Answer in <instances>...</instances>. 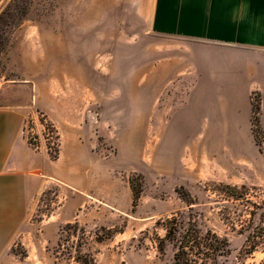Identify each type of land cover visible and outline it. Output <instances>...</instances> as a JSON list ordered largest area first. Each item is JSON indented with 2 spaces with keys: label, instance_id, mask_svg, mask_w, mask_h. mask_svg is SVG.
Returning a JSON list of instances; mask_svg holds the SVG:
<instances>
[{
  "label": "rangeland",
  "instance_id": "rangeland-1",
  "mask_svg": "<svg viewBox=\"0 0 264 264\" xmlns=\"http://www.w3.org/2000/svg\"><path fill=\"white\" fill-rule=\"evenodd\" d=\"M12 1L0 0V12ZM154 8L155 0H31L12 31L3 54L21 42L47 55L58 82L78 85L94 149L114 164L74 220L54 227L45 217L51 197L40 203L0 264H173L170 241L158 251L173 216L226 238L225 264H236L244 230L226 221L209 190L244 185L264 200V155L250 122L258 103L264 130V52L169 36L154 29ZM188 111L197 121L191 137L173 121ZM159 154L176 162L159 169ZM65 206L70 214L67 197ZM243 261L264 264V243Z\"/></svg>",
  "mask_w": 264,
  "mask_h": 264
},
{
  "label": "crops",
  "instance_id": "crops-1",
  "mask_svg": "<svg viewBox=\"0 0 264 264\" xmlns=\"http://www.w3.org/2000/svg\"><path fill=\"white\" fill-rule=\"evenodd\" d=\"M234 2L212 0L214 7L210 9L208 0H155L154 29L183 39L264 52V20L246 32H237L225 22V6ZM250 3L254 15L264 16V0H250ZM1 62L0 260L2 252L25 232L40 203L51 197L52 209L45 217L55 221L54 227L66 219V223L74 220V209L82 202H89L87 197L111 177L114 164L111 158L103 157L94 149L97 137L88 120L81 116V97L75 93L79 86L68 81L58 82L61 78L56 70L48 67L47 55L32 56L21 42H16L2 55ZM35 112L58 133L60 151L55 159L43 149L34 151L27 144L24 123L28 117L35 118ZM191 113L184 112L173 118L189 137L197 123L190 117ZM34 122L40 133L41 127L36 119ZM184 141L181 137L179 144ZM166 162L176 161L170 154L155 157L159 169ZM66 197L70 214L66 213Z\"/></svg>",
  "mask_w": 264,
  "mask_h": 264
},
{
  "label": "trees",
  "instance_id": "trees-1",
  "mask_svg": "<svg viewBox=\"0 0 264 264\" xmlns=\"http://www.w3.org/2000/svg\"><path fill=\"white\" fill-rule=\"evenodd\" d=\"M31 0H13L0 12V74L1 57L10 43L11 33L24 21ZM260 106L252 104L250 118L255 145L264 155V130L259 121ZM215 195V203L220 205L222 216L233 227L240 226L244 230L245 245L237 258L236 264H244V258L255 248L264 243V200H259L252 194L250 188L227 184H212L209 190ZM136 205L133 196L132 206ZM191 205V203H187ZM261 205V206H260ZM232 211V212H231ZM176 216L166 222V235L159 239L158 251L165 249V242L170 241L174 248L173 264H225L231 251L226 238L219 237L210 230L202 231L196 220H190L179 226ZM80 264H95L92 257L86 258Z\"/></svg>",
  "mask_w": 264,
  "mask_h": 264
},
{
  "label": "built area",
  "instance_id": "built-area-1",
  "mask_svg": "<svg viewBox=\"0 0 264 264\" xmlns=\"http://www.w3.org/2000/svg\"><path fill=\"white\" fill-rule=\"evenodd\" d=\"M89 113L92 117L90 120L93 122L94 119L95 121V114L91 111ZM34 117H28L24 123V135L28 146L34 151L43 149L50 158H57L60 151V142L56 129L46 122L39 112H35ZM34 119L37 120V123L41 127L40 133L36 131Z\"/></svg>",
  "mask_w": 264,
  "mask_h": 264
},
{
  "label": "clouds",
  "instance_id": "clouds-1",
  "mask_svg": "<svg viewBox=\"0 0 264 264\" xmlns=\"http://www.w3.org/2000/svg\"><path fill=\"white\" fill-rule=\"evenodd\" d=\"M208 8H213L212 0H208ZM225 22L237 32L250 31L264 20V16H256L252 12L250 0H236L224 9Z\"/></svg>",
  "mask_w": 264,
  "mask_h": 264
}]
</instances>
